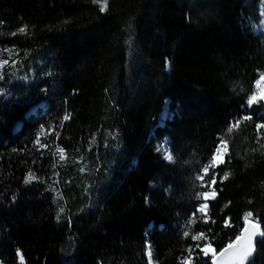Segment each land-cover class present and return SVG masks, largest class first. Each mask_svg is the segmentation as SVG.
Here are the masks:
<instances>
[{"label": "trees", "instance_id": "1", "mask_svg": "<svg viewBox=\"0 0 264 264\" xmlns=\"http://www.w3.org/2000/svg\"><path fill=\"white\" fill-rule=\"evenodd\" d=\"M259 3L108 0L102 13L93 0H0V264H21L17 249L24 264H149L146 243L152 264H181L189 246L210 264L197 243L218 251L247 211L264 228V101L245 103L264 72ZM164 138L172 162L155 149ZM221 138L224 162L205 175ZM213 174L205 223L196 193ZM255 249L246 264H264V239Z\"/></svg>", "mask_w": 264, "mask_h": 264}, {"label": "snow or ice", "instance_id": "2", "mask_svg": "<svg viewBox=\"0 0 264 264\" xmlns=\"http://www.w3.org/2000/svg\"><path fill=\"white\" fill-rule=\"evenodd\" d=\"M93 3L99 4L100 5V12H105L107 11V5H108V0H93ZM264 23V21H262ZM27 31V26L20 27L18 29L19 33H26ZM17 33L13 32L11 35L15 36ZM6 51L11 52L12 50L7 49ZM9 63L8 60L0 59V69H3L5 65ZM14 63V61H13ZM165 67H170V62L167 60L165 61ZM259 76L261 79H264V72H260ZM3 76H0V79H2ZM261 79H256L255 84L259 85L261 83ZM3 90L0 89V92ZM243 91V89H241ZM261 101H264V95H260L258 90L252 91L250 95L247 96V100L245 101L247 107L249 109L252 108L253 105L260 103ZM243 108L244 105H241ZM71 118V113L65 111V114L62 117V120L60 121L61 126H63L64 121H67ZM252 119L251 115H242L241 117L235 119L234 123L230 122L228 131L231 132L233 127H238L243 121H247ZM256 129H257V136L259 142V135H260V130L264 129V124L257 123L256 124ZM45 134V126L40 125L39 130L37 131L36 134V140L34 141L35 144H39L40 147H47L45 144L40 143V137ZM59 132L56 133V136L59 137ZM166 144H167V139L165 140V143H162L161 145H158L156 148L157 152H163L164 159L168 160L169 162H172L174 160V156L171 154L170 151L166 149ZM226 147V144L221 138L220 144H218L215 148V152L213 153L210 161V165H205L202 169V172L207 175L209 172V167H216V162L218 156L221 154V147ZM261 147H264V145H261ZM60 152V158H64V150L62 148L57 149ZM13 151H16L15 149ZM220 163H223V160L219 161ZM83 170V169H82ZM230 173L225 172L224 175L221 177V181L228 179ZM37 179L35 174L30 170L29 174L25 177L24 183L28 184L32 180ZM197 179L203 181L204 180V175H197ZM216 184V175L211 176L210 180V185H215ZM201 187H204L202 184ZM217 195L216 190L213 188L211 192L209 191H202V192H197L196 193V198L200 199L203 198L205 201L209 199H215ZM13 201L16 199L15 195L12 197ZM145 203H150L149 199L145 197ZM251 203V201H249ZM64 209L61 208V212H63ZM197 212L203 214L204 221L207 223L209 221L208 217V204L203 203L200 204L197 209ZM193 216H195V213H193ZM254 214L251 211H247L244 213L243 216V221L244 225L242 228H240L239 233L235 236L234 239H230L224 247L220 248L218 251L214 248H212L211 241L209 240L208 242L204 243L203 246H201L199 243L196 244V248H199L200 253L203 254V256L208 257L211 255L212 259V264H246V262H250L251 258L253 257L255 253V244L258 242L259 239H264V228L261 227V221L259 218H253ZM57 219H59V213L57 214ZM196 221L195 219L190 218L188 221V225L194 224ZM212 223H215V221H212ZM224 226L226 228L232 227V224L230 222V218H225L224 220ZM209 232L212 230L209 229ZM184 237L189 236V231L185 230L183 232ZM193 241H202V240H208V237L205 235V233H198L196 235H193L191 237ZM147 247V256L149 257V264H152V252H151V245L146 243ZM188 256L184 257L181 260V264H192L193 256L192 253L194 251L192 246H189L188 249ZM17 256L20 257L21 264H24V257L21 254L20 250L17 249Z\"/></svg>", "mask_w": 264, "mask_h": 264}, {"label": "rangeland", "instance_id": "3", "mask_svg": "<svg viewBox=\"0 0 264 264\" xmlns=\"http://www.w3.org/2000/svg\"><path fill=\"white\" fill-rule=\"evenodd\" d=\"M98 6H100L99 4H97ZM259 11H258V13H259V15H260V21H259V23H257V24H254V26H253V30H254V32H256V33H261L262 35H263V38H264V23H262V21H264V0H260V3H259ZM257 79H261L260 78V76H259V74H258V77H257ZM255 90H258V92H259V94L260 95H264V79H261V83L259 84V85H256L255 84ZM45 106H46V103H45V101H39V102H37V103H35V104H33V106H31L30 107V109L28 110V113H36L37 111H38V108L39 107H42V109H44L45 108ZM168 115H170V114H168V112H167V109H164V111H162L160 114H159V121H157V122H159V124H162L163 122L162 121H164L165 119H167L168 118ZM17 126H19V122H17V123H15V127H17ZM49 133H51V130L50 129H45V134L43 135V136H41V138H40V143L41 144H45V145H48L49 144V139H48V135H49ZM43 137V138H42ZM167 138H164V140L161 142V143H158L157 144V146L158 145H161L162 143H165V140H166ZM220 144V143H219ZM169 146H168V144H166V149L168 150V151H170V149L168 148ZM157 148V147H156ZM155 148V149H156ZM58 149V147H56V150ZM171 152V151H170ZM60 153V152H59ZM160 154H161V157L164 159V155H163V152H160ZM225 154V147H221V154L218 156V158H217V162H216V164H218L219 163V161L220 160H222V158H223V155ZM166 160V159H165ZM168 160H166V162H167ZM169 162V161H168ZM201 173H203V172H201ZM66 181H68V180H66ZM207 191H209V192H211L212 191V188L211 187H208V190ZM60 193V192H59ZM202 200H203V202L201 203V204H203V203H207V201H205L203 198H202ZM199 213V212H198ZM203 246V245H202Z\"/></svg>", "mask_w": 264, "mask_h": 264}, {"label": "water", "instance_id": "4", "mask_svg": "<svg viewBox=\"0 0 264 264\" xmlns=\"http://www.w3.org/2000/svg\"><path fill=\"white\" fill-rule=\"evenodd\" d=\"M242 225H244V223H242ZM259 239V238H258ZM255 246H256V244H255ZM255 254V253H254ZM254 256V255H253ZM253 258V257H252ZM251 258V259H252ZM247 263V262H246ZM210 264H212V259H211V261H210Z\"/></svg>", "mask_w": 264, "mask_h": 264}, {"label": "built area", "instance_id": "5", "mask_svg": "<svg viewBox=\"0 0 264 264\" xmlns=\"http://www.w3.org/2000/svg\"><path fill=\"white\" fill-rule=\"evenodd\" d=\"M210 200V199H209Z\"/></svg>", "mask_w": 264, "mask_h": 264}]
</instances>
